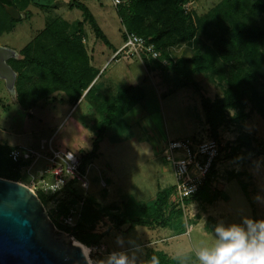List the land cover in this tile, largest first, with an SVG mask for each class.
<instances>
[{
  "label": "rangeland",
  "instance_id": "obj_1",
  "mask_svg": "<svg viewBox=\"0 0 264 264\" xmlns=\"http://www.w3.org/2000/svg\"><path fill=\"white\" fill-rule=\"evenodd\" d=\"M72 1L46 0L48 7L44 9L33 3L26 8L16 5L20 18L15 20L11 31L0 34V45L19 54L46 22L53 20L69 23L73 27L68 34L74 33L77 29L74 24L82 19V13L69 8ZM74 1H80L90 10L110 43L104 45L85 22L81 43L89 65L99 71L90 85L93 90L87 96L83 93L76 104L68 100L64 91H55L31 109L24 110L19 105L16 89L11 94L0 79V148L3 152L19 146L33 149L38 148L42 139H50L53 150L80 156L91 150L100 121V103L112 100L128 86H138L144 98L104 134L97 158L86 167V189L71 180L56 191L41 192L37 172L47 165L42 157L35 162L17 163L10 170L11 174L17 176L16 182L41 192L48 199L44 208L60 225L75 227L84 209L94 215V232L102 237L97 244L100 250L88 253L92 264H103L114 252L134 258V264H148L153 257L159 264H199L196 251L212 243L213 228L217 224H239L245 217L264 220V150L245 160L232 159L222 153L203 191L183 204L167 205L164 213L169 222L167 227L136 226L126 233L123 231L130 220H149L156 193L175 184L172 169L162 158L163 144L169 139H210L201 102L222 96L223 85L218 76L228 75L235 69L241 73L246 71V66L238 61L225 65L217 59V37L229 32L225 10L229 8L239 17L247 4L244 0H188L183 13L190 15L198 29L196 38L210 48L217 74L192 73L184 79L156 60L145 63L120 55L112 59L127 33L119 17L121 0L119 4L115 0ZM153 10L158 11V8ZM28 13L30 17L26 19ZM2 16L0 11V19ZM152 17L151 12L142 15L143 25H152ZM260 24L264 26V14ZM260 49L264 54V45ZM193 52L192 43L166 48L173 60L189 59ZM22 58L19 54V59ZM187 68L191 69V65ZM33 81L34 89L50 87L39 80L35 82V78ZM262 88L260 78L256 84L257 95L246 97V118L241 125L226 123L220 127L219 138L224 146L242 137L253 147L263 148L264 120L258 101ZM44 178L53 182L50 176ZM258 196L262 199L257 200ZM70 210L75 213L74 224L64 225ZM117 219L122 221L121 226H117Z\"/></svg>",
  "mask_w": 264,
  "mask_h": 264
},
{
  "label": "trees",
  "instance_id": "obj_2",
  "mask_svg": "<svg viewBox=\"0 0 264 264\" xmlns=\"http://www.w3.org/2000/svg\"><path fill=\"white\" fill-rule=\"evenodd\" d=\"M45 1L0 0V11L3 15L0 19V34L11 31L15 23V20L5 12L3 5L16 9V5L26 8L33 3L44 9L48 7ZM244 1L247 7L239 17L234 12L231 13L229 8L225 10L229 32L217 37L216 57L225 65L238 61L246 66V71L241 73L235 69L228 75L218 76V81L223 85L222 96L214 100L203 99L201 102L204 124L207 126L210 139H218L220 127L226 123L242 124L246 118V97L250 94L257 95L256 84L260 78L263 79V88L258 101L264 120V54L260 49V46L264 45V26L260 24V17L264 14V0ZM187 2L188 0H121L119 17L127 33L135 34L143 38L147 44H152L160 55V60L156 61L162 65L161 61L165 60L167 63L165 67L174 74L182 75L184 79H188L192 73L209 71L217 74L210 48L196 38L198 29L194 27L190 15L183 13ZM69 8H76L82 13V19L74 24L77 28L74 33L68 34L73 26L67 22L57 20L46 22L44 28L19 51L23 58H12L7 61L17 74L15 89L19 105L24 110L31 109L39 100L55 91H64L68 100L76 104L83 93L87 96L93 90V85H90L99 71L89 65V58L81 43L82 27L85 22L89 23L95 37L104 45L109 46L110 43L90 10L83 3L73 0ZM153 8H158V11H154ZM146 12H151L153 15L152 25H143L142 15ZM29 17L28 13L26 19ZM178 43L193 44L194 52L191 58L173 60L166 53L167 47ZM142 61L148 63L145 57ZM188 65H191V69L187 68ZM34 78L35 82L39 80L45 85L49 84L50 87L45 90L34 89ZM143 98L144 94L138 86H128L117 93L112 100L99 104L100 121L92 139L91 150L79 156L81 174H84L86 167L97 158L99 143L106 131L117 119L123 118L138 105ZM230 111L233 112L231 116ZM10 149L12 148L3 152L0 148V177L17 181V176L10 171L16 166V163L7 157ZM263 150L264 145L263 148L253 147L247 139L238 137L234 144L226 143L221 149V154L232 159L245 160L256 152L262 153ZM215 167L216 163L213 164L209 175L194 196L206 188ZM172 191L173 187L158 191L153 202L151 218L130 220L123 233L136 226L167 227L169 222L164 213L167 205L173 204L170 200ZM36 194L43 205L48 201L41 192L36 191ZM48 216L58 230L71 234L75 241L87 247L98 246L102 235L94 232L95 217L89 210L84 209L81 212L75 227L60 225L54 218ZM116 221L117 226L123 224L118 219Z\"/></svg>",
  "mask_w": 264,
  "mask_h": 264
},
{
  "label": "built area",
  "instance_id": "obj_3",
  "mask_svg": "<svg viewBox=\"0 0 264 264\" xmlns=\"http://www.w3.org/2000/svg\"><path fill=\"white\" fill-rule=\"evenodd\" d=\"M119 4V0H115ZM124 59L146 58L148 60H160L159 52L152 44L135 34L125 33L122 46L113 54ZM166 65V61H161ZM223 141L218 139H206L198 141L193 138L169 139L162 146V158L172 169L175 184L170 195L172 203L183 204L185 200L193 197L203 185L214 163L221 156ZM7 157L13 163H27L45 158L47 165L37 172L39 190L43 193L56 191L71 180H76L82 188H87L86 174L79 172V156L70 151H57L51 147V140L42 139L38 148L19 146L8 151ZM45 176L53 180L49 183ZM75 213L70 210L64 225L72 226L75 221ZM96 232V231H95ZM97 233V232H96ZM98 251V246L89 247V251Z\"/></svg>",
  "mask_w": 264,
  "mask_h": 264
},
{
  "label": "water",
  "instance_id": "obj_4",
  "mask_svg": "<svg viewBox=\"0 0 264 264\" xmlns=\"http://www.w3.org/2000/svg\"><path fill=\"white\" fill-rule=\"evenodd\" d=\"M13 20L20 18L12 6L3 5ZM19 59L0 45V79L15 93L16 73L7 63ZM73 236L58 230L30 187L0 177V264H90Z\"/></svg>",
  "mask_w": 264,
  "mask_h": 264
},
{
  "label": "clouds",
  "instance_id": "obj_5",
  "mask_svg": "<svg viewBox=\"0 0 264 264\" xmlns=\"http://www.w3.org/2000/svg\"><path fill=\"white\" fill-rule=\"evenodd\" d=\"M213 236L210 245L197 249L199 264H264V220L245 217L239 224L220 223L213 228ZM103 264H134V258L114 252ZM148 264L159 262L153 257Z\"/></svg>",
  "mask_w": 264,
  "mask_h": 264
},
{
  "label": "bare ground",
  "instance_id": "obj_6",
  "mask_svg": "<svg viewBox=\"0 0 264 264\" xmlns=\"http://www.w3.org/2000/svg\"><path fill=\"white\" fill-rule=\"evenodd\" d=\"M78 244H80L83 248H82V253L83 255L86 257V259L89 261V258H88V253H89V247H87L86 245L76 241ZM90 264H92L90 261H89Z\"/></svg>",
  "mask_w": 264,
  "mask_h": 264
},
{
  "label": "crops",
  "instance_id": "obj_7",
  "mask_svg": "<svg viewBox=\"0 0 264 264\" xmlns=\"http://www.w3.org/2000/svg\"><path fill=\"white\" fill-rule=\"evenodd\" d=\"M206 126V125H205ZM207 127V126H206ZM158 144V143H157Z\"/></svg>",
  "mask_w": 264,
  "mask_h": 264
}]
</instances>
